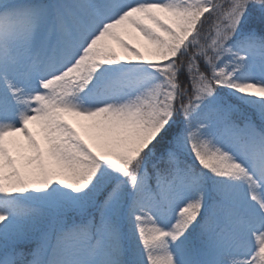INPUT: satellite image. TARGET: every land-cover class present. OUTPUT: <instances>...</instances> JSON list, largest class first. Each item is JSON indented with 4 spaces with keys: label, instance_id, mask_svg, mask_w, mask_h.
Returning a JSON list of instances; mask_svg holds the SVG:
<instances>
[{
    "label": "snow or ice",
    "instance_id": "1",
    "mask_svg": "<svg viewBox=\"0 0 264 264\" xmlns=\"http://www.w3.org/2000/svg\"><path fill=\"white\" fill-rule=\"evenodd\" d=\"M0 264H264V0H0Z\"/></svg>",
    "mask_w": 264,
    "mask_h": 264
},
{
    "label": "rangeland",
    "instance_id": "2",
    "mask_svg": "<svg viewBox=\"0 0 264 264\" xmlns=\"http://www.w3.org/2000/svg\"><path fill=\"white\" fill-rule=\"evenodd\" d=\"M68 119L73 123L76 124L77 120L75 117L69 116ZM31 127H33L35 129L36 125L35 124H30Z\"/></svg>",
    "mask_w": 264,
    "mask_h": 264
}]
</instances>
